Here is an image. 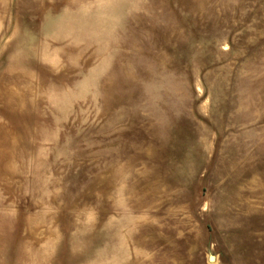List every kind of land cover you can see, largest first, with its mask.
<instances>
[{"label":"rangeland","instance_id":"374dc122","mask_svg":"<svg viewBox=\"0 0 264 264\" xmlns=\"http://www.w3.org/2000/svg\"><path fill=\"white\" fill-rule=\"evenodd\" d=\"M0 264H264V0H0Z\"/></svg>","mask_w":264,"mask_h":264}]
</instances>
